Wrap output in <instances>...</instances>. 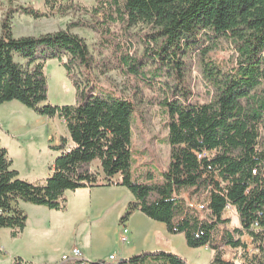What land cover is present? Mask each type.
<instances>
[{
    "label": "trees",
    "instance_id": "1",
    "mask_svg": "<svg viewBox=\"0 0 264 264\" xmlns=\"http://www.w3.org/2000/svg\"><path fill=\"white\" fill-rule=\"evenodd\" d=\"M96 1L91 13L97 24L117 20L125 29L140 23L149 28L140 39L143 58L155 65L153 70L143 72V60L127 51L120 55L121 65L114 67L150 89L155 83L169 88L161 100L170 146L162 179L150 183L132 179L131 117L136 103L96 86L94 59L85 40L69 28L15 37L16 8L10 6L0 22V104L16 100L40 115L57 116L67 137L53 146L59 155L43 184L19 177L7 150L0 147V227L10 228L12 236L24 229L27 215L20 201L65 211L66 190L114 184L133 196L121 223L140 211L162 222L170 234L182 233L187 245L208 247L213 252L210 264H264V0ZM44 6L18 10L39 18L63 13L73 4L44 0ZM223 40L234 52L229 65L209 53ZM45 48L60 60L61 53L69 56L62 64L78 89L75 104L46 103L47 77L39 55ZM113 51L116 56L117 49ZM195 51L202 80L212 90L205 101L192 99L187 80V62ZM75 66L82 69V76L73 72ZM83 78L85 88L80 89ZM183 193L198 199L203 208L187 201ZM228 211L236 214V225H231ZM225 248L235 251L233 259L224 258ZM87 263L187 264L165 251L141 252L118 263ZM12 264L38 263L15 257Z\"/></svg>",
    "mask_w": 264,
    "mask_h": 264
},
{
    "label": "rangeland",
    "instance_id": "2",
    "mask_svg": "<svg viewBox=\"0 0 264 264\" xmlns=\"http://www.w3.org/2000/svg\"><path fill=\"white\" fill-rule=\"evenodd\" d=\"M71 2L73 7L67 8L63 13L34 18L20 12L18 8L32 6L44 9V0H0V22L11 6L16 8L12 17V33L15 37L37 36L69 28L85 40L94 59L91 72L94 74L96 86L118 95L129 96L136 103L131 117L132 179L146 183L159 182L162 179L161 172L168 163L170 152V146L165 140L166 117L163 115L161 102L165 95H169V88L155 83L150 89L144 82L123 75L120 73L123 72L121 69L114 67L116 64L121 65L120 55L127 51L130 56L143 60L144 64L141 68L143 72L153 70L155 65L143 58L144 45L140 39V36L149 31V28L140 23L125 29L117 20L110 21L107 25L102 22L97 24V18L91 13L92 8L97 4L96 0H71ZM77 23H86V25H77ZM92 24L97 29L91 27ZM205 45L208 46L209 43ZM231 47L230 42L223 40L209 53L224 65H229L234 57ZM114 49H117L116 56ZM51 52V49L45 48L43 54L39 53L44 61V72L48 84L46 103L75 104L78 101V89L62 64V61H66L69 56L61 53L62 60H60L56 56H50ZM198 54V51H195L187 62V80L194 93L192 99L205 101L210 99L212 90L205 86L202 80ZM15 58L23 62L19 57ZM73 72L79 77L82 69L75 66ZM81 81L83 82L79 83L80 89L85 85L84 78ZM92 90L98 91L96 88ZM135 91L136 94H134ZM62 136L67 137V129L64 122L57 116L40 115L16 100L0 104V147L7 150L8 157L12 161L11 167L18 171L19 177L32 183L43 184L51 173L50 168L54 159L59 155V151L53 146L59 143ZM97 164V160L93 161V167ZM148 172H151L150 177L147 176ZM123 188L125 193L119 195V201L129 200L132 197L131 192L126 187L123 186ZM75 191H65L67 208H71L72 201H75L72 195ZM183 196L193 205L202 203L198 199L188 198L187 193H183ZM88 200H91V196H88ZM19 205L27 215L28 227L25 230V225L17 236L11 235L10 228L0 227V264H12L15 257L44 264V261H54L60 256V261L65 262L68 260H62V256L69 254L74 247L88 255L87 261H111L110 255H115L120 261L128 257L129 246L134 248L132 255L141 252H172L181 256L187 264H210L213 257V252L208 247L187 245L182 233L171 234V243L167 249L148 250L146 248L137 252L138 248L134 244L139 245L140 234H137L134 241L125 243L120 241L119 232L122 223L119 221L117 207L113 205L101 210L97 206L89 205L86 218L85 216L84 218L83 216L70 217L72 223L70 227L68 226L69 235L63 232L66 226L53 227L39 233L37 242L32 245L26 235L30 229L35 228L38 220L40 224L46 225L50 220L49 212L52 209L23 201H20ZM226 214L231 215L232 226L238 223L233 211H228ZM33 246L36 249L31 252ZM28 253H33L34 258L31 256L29 258ZM223 256L227 260L233 259L235 251L225 248Z\"/></svg>",
    "mask_w": 264,
    "mask_h": 264
},
{
    "label": "crops",
    "instance_id": "3",
    "mask_svg": "<svg viewBox=\"0 0 264 264\" xmlns=\"http://www.w3.org/2000/svg\"><path fill=\"white\" fill-rule=\"evenodd\" d=\"M124 193L125 192L123 186L114 184L109 186L79 188L74 192V194H72L75 201H72L71 208L68 207L64 212L51 210V212H49V222L44 225L40 224V220H38L35 223V228L30 229V232L26 235L29 238L28 241L32 242V245L35 244L34 242H37L39 233L48 231L53 227L59 228L66 226V229L63 232L64 234L69 235L68 226L70 227L72 223L70 217L83 216L82 218H84L85 216L86 218V213L88 211L87 209H89V205L97 206V208H99L100 210L113 205L114 207H117V212H119L120 217L125 210L128 202L133 200L132 196L131 198H129V200L126 199L127 201H119V195ZM88 196H91V200H88ZM125 223L129 229L130 235L128 242H130V240L134 241V239L137 237V234H140L138 238L139 245L134 244L135 246H137L136 248H138L137 252L146 250V248L148 250L169 248L172 235L167 232L163 223L151 220L149 217L144 216V214H142L140 211H134L132 215L125 221ZM27 227L28 226L26 225L25 230L27 229ZM34 247L35 246H33L31 252L36 249ZM127 250H129L128 254L132 255L131 252H133L134 248L133 246H129ZM32 254L33 253H28V257L34 258ZM82 256L85 260H87L88 255L84 254L83 251ZM44 262L48 264L60 263V256H58L54 261L49 260Z\"/></svg>",
    "mask_w": 264,
    "mask_h": 264
},
{
    "label": "built area",
    "instance_id": "4",
    "mask_svg": "<svg viewBox=\"0 0 264 264\" xmlns=\"http://www.w3.org/2000/svg\"><path fill=\"white\" fill-rule=\"evenodd\" d=\"M199 209H202L203 208V205H196ZM255 226H257V224H254ZM129 229L126 225L125 222H122V227H121V231L119 233V238H120V241L125 243L129 240ZM70 259H75V260H80L81 261V264H88L87 263V260H85L82 256V251L77 248V247H74L69 254H64L62 256V260H70ZM109 259L115 263H118L120 262L119 260H117L116 256L115 255H110Z\"/></svg>",
    "mask_w": 264,
    "mask_h": 264
}]
</instances>
